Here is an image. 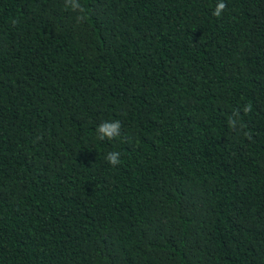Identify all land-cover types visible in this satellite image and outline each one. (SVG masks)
Instances as JSON below:
<instances>
[{
	"label": "trees",
	"instance_id": "1",
	"mask_svg": "<svg viewBox=\"0 0 264 264\" xmlns=\"http://www.w3.org/2000/svg\"><path fill=\"white\" fill-rule=\"evenodd\" d=\"M217 2L0 0V264H264V0Z\"/></svg>",
	"mask_w": 264,
	"mask_h": 264
},
{
	"label": "clouds",
	"instance_id": "2",
	"mask_svg": "<svg viewBox=\"0 0 264 264\" xmlns=\"http://www.w3.org/2000/svg\"><path fill=\"white\" fill-rule=\"evenodd\" d=\"M65 6L70 7L73 11H84L79 3V0H65ZM226 6L225 0H218L214 8L213 15L220 17L226 9ZM96 132L98 139L104 140L107 138L112 140L121 135V123L119 120L103 121L97 125ZM105 159L111 165H118L120 163V153L117 151H110L106 154Z\"/></svg>",
	"mask_w": 264,
	"mask_h": 264
}]
</instances>
